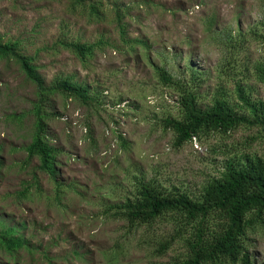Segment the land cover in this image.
<instances>
[{
	"label": "rangeland",
	"instance_id": "obj_1",
	"mask_svg": "<svg viewBox=\"0 0 264 264\" xmlns=\"http://www.w3.org/2000/svg\"><path fill=\"white\" fill-rule=\"evenodd\" d=\"M74 1L0 0V39L19 41L49 84L72 77L99 98L92 106L53 100L59 190L38 158L27 161L37 88L16 61L0 60V222L28 242L15 255L0 247V264H174L188 255L183 239L157 251L183 225L179 216L134 228L111 207L132 198L139 182L199 197L228 161L263 156L264 139L258 128L242 127L176 148L164 122L180 116L181 95L162 84L156 67L187 86L188 68L198 71L203 107L222 87L236 97L239 82L264 99L255 76L264 64V0ZM119 10L141 43L122 41ZM62 40L95 44V56L83 61ZM247 247L252 263L264 264V225L249 232Z\"/></svg>",
	"mask_w": 264,
	"mask_h": 264
},
{
	"label": "trees",
	"instance_id": "obj_2",
	"mask_svg": "<svg viewBox=\"0 0 264 264\" xmlns=\"http://www.w3.org/2000/svg\"><path fill=\"white\" fill-rule=\"evenodd\" d=\"M84 1L75 0L73 5L81 6ZM91 7L92 15L99 18V8ZM117 23L125 44L141 43L129 37L120 10ZM262 38L264 40V36ZM60 45L83 61L94 57L97 49V45L79 40H62ZM0 60L16 61L26 78L37 88L38 96L32 110L35 116L33 138L25 147L27 161L38 158L39 170L48 174L60 190L58 156L61 150L51 144L49 135V122L54 118L53 100L62 96L92 106L99 104V98L92 93L90 86L72 77H57L49 84L40 73L35 58L24 52L19 41L0 39ZM188 69L193 79L192 86L177 80L168 68L156 67L162 84L176 89L181 95L180 116L164 122L165 129L174 133L176 148L183 147L194 138L212 134L227 136L242 127L258 128L264 139V99L255 98L252 90L239 82L234 92L236 97L230 96L222 87L216 91L211 104L203 107L195 86L203 78L198 71ZM255 76L264 84V64L256 66ZM111 209L134 228L152 225L167 215L179 216L183 225L176 229L170 240L160 243L157 251L163 255L177 239H183L188 255L174 264H253L247 241L249 232L264 225V155L228 161L221 175L210 180L199 197L168 192L150 182H139L132 198ZM0 226V247L4 251L15 255L28 247L17 228L3 226L2 222ZM187 227L192 230L189 237L183 234Z\"/></svg>",
	"mask_w": 264,
	"mask_h": 264
}]
</instances>
